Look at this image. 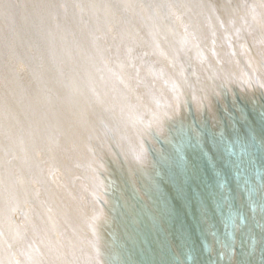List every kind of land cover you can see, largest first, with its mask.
I'll use <instances>...</instances> for the list:
<instances>
[{
	"label": "bare ground",
	"instance_id": "1",
	"mask_svg": "<svg viewBox=\"0 0 264 264\" xmlns=\"http://www.w3.org/2000/svg\"><path fill=\"white\" fill-rule=\"evenodd\" d=\"M199 3L208 52L179 0H0V264H264V0Z\"/></svg>",
	"mask_w": 264,
	"mask_h": 264
},
{
	"label": "water",
	"instance_id": "2",
	"mask_svg": "<svg viewBox=\"0 0 264 264\" xmlns=\"http://www.w3.org/2000/svg\"><path fill=\"white\" fill-rule=\"evenodd\" d=\"M200 1L203 4H207L206 2L210 3V2H213L215 0H200ZM179 4H180L182 11L184 12V14L187 18V25H188L187 27H188L189 32H190L189 37L192 38L194 40V42L199 44L204 51L208 52V47L206 44L209 43L208 40H210L212 42V40L214 39L216 34H218V32H219L218 28L220 26V22L212 14V12H209L208 10H206V8L201 6V4L199 3V0H194V1L193 0H179ZM9 21L11 22V17L9 18ZM204 27H206L208 29L207 34H205V32L203 30ZM19 32H20V36L21 35L25 36V38L22 39V42L27 40V45H29L33 50H35L33 46H35V47L37 46V44H36L37 36H36V33L34 32V30H32V33H31V31H29V33H28L27 30L25 32L24 29L21 28V30ZM149 41L154 43V45L157 44V42H158L156 40V38L152 37L151 34L148 37V43H149ZM223 41L227 42L226 39H224ZM188 43L189 42H187V40H185L186 47H187ZM189 47H190V45H189ZM174 49H176V48H174ZM182 49L186 52L187 48H185V46H184L183 39H182ZM141 52H143V54H145V52L143 50H141ZM176 52H174L172 50H171V52H167V57L170 58L173 63H176L175 60H177V67L172 69L173 74L176 78L175 81L177 83L178 89H180L184 93H187L186 90H187L188 85L191 81V78L188 76H187V78H185L183 75H184L185 69H189V65L187 62L188 60L186 58L178 59V57L180 55H179V53L176 54ZM185 54L188 55L187 53H185ZM213 58H215V57L213 56ZM26 64H28L30 66V68L34 69V67L31 64H29L28 62H26ZM62 67L68 70L67 64L63 63ZM174 89H175V86H174ZM183 97L185 100H187L186 96H183ZM28 114H31V112L27 113L26 110H21L20 117L22 116V118H29ZM28 166L29 165H27V168H28ZM25 170H26V168H25ZM21 174L23 176H26L24 171H22ZM0 186H11V184L6 185V183L4 184V182H1ZM0 227H1V225H0Z\"/></svg>",
	"mask_w": 264,
	"mask_h": 264
}]
</instances>
